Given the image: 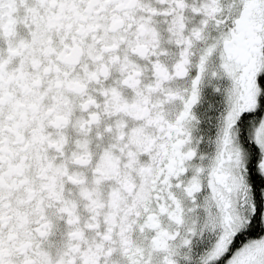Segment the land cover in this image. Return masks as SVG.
Here are the masks:
<instances>
[{"label":"snow or ice","instance_id":"obj_1","mask_svg":"<svg viewBox=\"0 0 264 264\" xmlns=\"http://www.w3.org/2000/svg\"><path fill=\"white\" fill-rule=\"evenodd\" d=\"M0 264H264V0H0Z\"/></svg>","mask_w":264,"mask_h":264}]
</instances>
